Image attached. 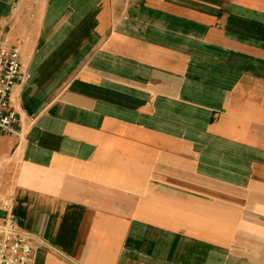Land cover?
Returning <instances> with one entry per match:
<instances>
[{
  "label": "crops",
  "instance_id": "obj_1",
  "mask_svg": "<svg viewBox=\"0 0 264 264\" xmlns=\"http://www.w3.org/2000/svg\"><path fill=\"white\" fill-rule=\"evenodd\" d=\"M4 37L35 264H264V0H0Z\"/></svg>",
  "mask_w": 264,
  "mask_h": 264
},
{
  "label": "built area",
  "instance_id": "obj_2",
  "mask_svg": "<svg viewBox=\"0 0 264 264\" xmlns=\"http://www.w3.org/2000/svg\"><path fill=\"white\" fill-rule=\"evenodd\" d=\"M22 42L0 39V137L16 132L19 120L10 105L13 87L24 82L20 61ZM13 200L0 196V264H35L31 237L18 228Z\"/></svg>",
  "mask_w": 264,
  "mask_h": 264
}]
</instances>
